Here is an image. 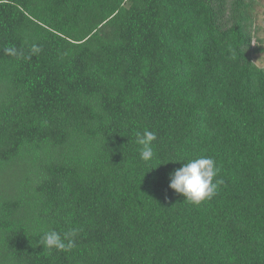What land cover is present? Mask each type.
I'll return each instance as SVG.
<instances>
[{
    "label": "trees",
    "instance_id": "16d2710c",
    "mask_svg": "<svg viewBox=\"0 0 264 264\" xmlns=\"http://www.w3.org/2000/svg\"><path fill=\"white\" fill-rule=\"evenodd\" d=\"M257 5L0 0V264H264ZM201 156L223 183L196 206L169 184Z\"/></svg>",
    "mask_w": 264,
    "mask_h": 264
},
{
    "label": "clouds",
    "instance_id": "9594fccd",
    "mask_svg": "<svg viewBox=\"0 0 264 264\" xmlns=\"http://www.w3.org/2000/svg\"><path fill=\"white\" fill-rule=\"evenodd\" d=\"M6 55L18 57L15 47H7L4 49ZM41 48L38 45H32L31 53L39 54ZM157 139L155 132L144 130L143 133L136 134V143L140 147V158L149 162L154 156L153 142ZM181 163V162H180ZM181 167L170 174L169 187L175 193L179 194L193 205L199 206L203 202L211 200L218 191L219 186L223 183L221 179H217L219 169L216 162L211 157L201 156L193 158L186 163H181ZM77 229H72L61 234L55 230L44 231L38 235L40 238L39 245H42L44 251L51 252H70L75 247Z\"/></svg>",
    "mask_w": 264,
    "mask_h": 264
},
{
    "label": "rangeland",
    "instance_id": "374dc122",
    "mask_svg": "<svg viewBox=\"0 0 264 264\" xmlns=\"http://www.w3.org/2000/svg\"><path fill=\"white\" fill-rule=\"evenodd\" d=\"M255 8V32L251 43L253 50L250 57L253 63L264 70V0H257ZM262 49L263 53H255V49Z\"/></svg>",
    "mask_w": 264,
    "mask_h": 264
}]
</instances>
